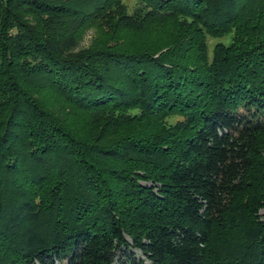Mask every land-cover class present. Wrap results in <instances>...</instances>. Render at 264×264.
I'll list each match as a JSON object with an SVG mask.
<instances>
[{
	"label": "trees",
	"instance_id": "obj_1",
	"mask_svg": "<svg viewBox=\"0 0 264 264\" xmlns=\"http://www.w3.org/2000/svg\"><path fill=\"white\" fill-rule=\"evenodd\" d=\"M136 3L0 0V264H264V0Z\"/></svg>",
	"mask_w": 264,
	"mask_h": 264
},
{
	"label": "rangeland",
	"instance_id": "obj_2",
	"mask_svg": "<svg viewBox=\"0 0 264 264\" xmlns=\"http://www.w3.org/2000/svg\"><path fill=\"white\" fill-rule=\"evenodd\" d=\"M122 2H123V4H125L126 9L129 12H131L137 4L136 3L137 0H122ZM232 33L233 32L227 34L226 36H208V45H209L210 53H212L215 44H217L218 42L230 43L232 40V36H233ZM98 35H99L98 30L95 26H90V27L86 28L83 32V36H82L81 41H80V46L86 47V46L90 45ZM48 93L49 92L46 90H43V92H42V94H44V97H46V95H47V97L50 99L51 96ZM177 117L178 116H174V117L169 118L167 120V124H169V125L173 124L174 121H176ZM259 214L264 219V207L261 208V210L259 211ZM134 251L137 254V256H140L141 258H143V256L141 255V253L137 249H134ZM144 261H145L144 262L145 264H149V262L146 259ZM56 264H59V262L56 261Z\"/></svg>",
	"mask_w": 264,
	"mask_h": 264
}]
</instances>
